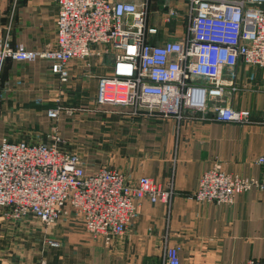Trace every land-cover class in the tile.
<instances>
[{
    "label": "crops",
    "instance_id": "obj_1",
    "mask_svg": "<svg viewBox=\"0 0 264 264\" xmlns=\"http://www.w3.org/2000/svg\"><path fill=\"white\" fill-rule=\"evenodd\" d=\"M164 13L161 1L152 0L149 23L174 37ZM57 15L56 0H0V38L29 50L54 47ZM110 63L106 56L74 59L61 83L49 61L6 58L0 141L55 144L77 154L87 173L110 168L133 186L149 176L173 194L168 201L135 199V215L109 245L92 238L69 207L49 226L21 220L0 232L3 252L15 240L13 253H5L10 264L17 254V264H164L165 247L174 245L180 246L181 264L263 261L264 187L239 193L230 204L197 201L192 194L215 162L231 174H264V163L257 161L264 154V67L240 62L235 69L237 87L224 98L251 118L238 123L98 104V79L110 73ZM57 104L63 109L53 121L47 111ZM48 239L59 245H48Z\"/></svg>",
    "mask_w": 264,
    "mask_h": 264
},
{
    "label": "built area",
    "instance_id": "obj_2",
    "mask_svg": "<svg viewBox=\"0 0 264 264\" xmlns=\"http://www.w3.org/2000/svg\"><path fill=\"white\" fill-rule=\"evenodd\" d=\"M56 2L55 46L29 50L0 38V70L6 58L43 59L63 83L72 60L108 54L110 73L98 79V104L159 111L164 116L187 113L219 121L251 120L248 110L232 108L224 96L237 87L235 69L240 62L264 67V0H177L175 4L165 0V22L182 15L186 28L162 43L155 42L160 28L149 23L152 0ZM62 109L59 104L48 109V117L55 121ZM262 116L264 121V111ZM257 161L264 163V154ZM252 187H264V174L260 178L231 174L215 162L201 174L192 197L230 204ZM172 194L149 176L140 177L133 186L123 173L110 168L87 173L77 154L61 151L55 144L0 141L2 219L33 216L49 226L69 207L92 238L109 245L135 215V199L168 201ZM45 243L59 245L51 239ZM179 252L180 246H166L164 264H181ZM243 264H264V260Z\"/></svg>",
    "mask_w": 264,
    "mask_h": 264
},
{
    "label": "rangeland",
    "instance_id": "obj_3",
    "mask_svg": "<svg viewBox=\"0 0 264 264\" xmlns=\"http://www.w3.org/2000/svg\"><path fill=\"white\" fill-rule=\"evenodd\" d=\"M160 1L162 3L165 0H160ZM170 2L171 3H177V0H170ZM169 24H170V26L172 25L173 30H171V31L173 32V34L180 33V32L182 33L185 30V28H186L185 19H183L182 15L179 16L177 19H172L171 21H169ZM169 36H170V34L169 35L168 34L166 35L163 32H160V34L158 36V39L155 40V42L162 43ZM106 58H107L108 61L111 60V57L108 54L106 55ZM24 219L27 220V221H38L33 216H28V218L26 217V218H22V219L15 220V221H10V220H6L4 218L3 219L0 218V232L4 231V229L9 228L10 226H14V224H16V223H18V222H20L21 220H24ZM39 223H41V222H39ZM14 242H15V240L13 238V240H11L9 243H6L7 245L5 246L4 252H3V250L0 249V264H8V263L10 264V261L9 260H10V257L11 256L8 255V254L5 255V253H13L12 252L13 251L12 249H16V246H14V244H13ZM17 251L18 250H16V254L18 253ZM18 256L19 255L17 254L15 256V258L11 259V260H13L12 261L13 262L12 264H17V262L20 260Z\"/></svg>",
    "mask_w": 264,
    "mask_h": 264
}]
</instances>
